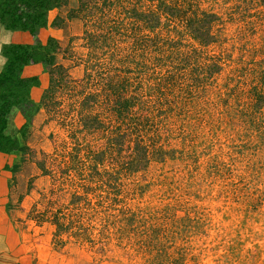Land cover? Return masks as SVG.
Segmentation results:
<instances>
[{"label": "rangeland", "instance_id": "1", "mask_svg": "<svg viewBox=\"0 0 264 264\" xmlns=\"http://www.w3.org/2000/svg\"><path fill=\"white\" fill-rule=\"evenodd\" d=\"M49 13L59 19L51 29H61L50 36L59 45L50 63L63 69L46 105L42 95L31 98L29 134L19 137L28 145L36 118L25 225L36 231L30 242L42 264H206L220 249L189 256V241L209 235L198 219L177 220L168 206L145 219L147 209L130 203L163 183L149 174L164 175L163 166L184 158L197 129L211 123L210 109H223L229 127L255 129L264 143V0H68ZM194 153L195 146L196 164ZM209 168L221 175L216 157ZM239 237L224 250L244 264L248 237Z\"/></svg>", "mask_w": 264, "mask_h": 264}, {"label": "clouds", "instance_id": "2", "mask_svg": "<svg viewBox=\"0 0 264 264\" xmlns=\"http://www.w3.org/2000/svg\"><path fill=\"white\" fill-rule=\"evenodd\" d=\"M208 119L211 123L197 129L198 139L193 145L184 147L183 159L170 161L163 166L164 175H159L156 171L149 174L148 180L155 182L158 179L163 183H155L142 199L131 201L130 206L139 204L141 208L147 209L141 212L145 219L150 214L160 215V210L165 206L175 209L177 220L186 214L189 219H198L209 235L196 236L189 241L192 245L189 256L209 257L210 248L218 246L220 249L211 253L206 264H240L239 260L232 259L224 250L225 245L236 237L237 231H240V239L248 237L240 254L244 264H264V143L255 129L246 125L229 127V116L223 109H210ZM216 125H219V129H216ZM212 131H217L216 137L212 135ZM246 131L249 133L247 137L244 136ZM260 132H264V128ZM201 139L204 143H200ZM217 139L221 141L220 145H216ZM209 143L214 145L210 150ZM243 143H248L249 148L236 152L235 147ZM174 144L180 147L178 141H174ZM251 145L257 147L252 148ZM193 146L194 154L198 157L196 164L189 158ZM213 157H216L220 176L209 168ZM225 168L229 170L227 176L223 174ZM148 180L137 182L147 183ZM233 195L235 199H232ZM258 199L260 204L253 212L251 205ZM24 207L27 209V201ZM246 207L249 208L248 217L243 216ZM217 208L220 209L219 212L215 211ZM224 214H228L231 219L225 222L222 219ZM241 219L247 220V226L242 230ZM29 223L31 226L32 222ZM254 245H259V248ZM110 255L119 256V253L113 251ZM122 264L142 262L122 260Z\"/></svg>", "mask_w": 264, "mask_h": 264}, {"label": "trees", "instance_id": "3", "mask_svg": "<svg viewBox=\"0 0 264 264\" xmlns=\"http://www.w3.org/2000/svg\"><path fill=\"white\" fill-rule=\"evenodd\" d=\"M68 0H0V24L9 31H27L32 44H5L1 48L4 64L0 68V153L9 154L20 146V138L26 139L32 122L36 103L30 97L31 88L37 86V76L23 77L24 66L37 65L50 76L48 86L41 97L46 105L51 96L57 75L62 66L51 65L50 56L58 53L59 45L52 37L43 41L44 31L57 27L59 19L49 20L48 13L56 4ZM13 108L19 110L25 122L19 137L7 132L9 114Z\"/></svg>", "mask_w": 264, "mask_h": 264}, {"label": "crops", "instance_id": "4", "mask_svg": "<svg viewBox=\"0 0 264 264\" xmlns=\"http://www.w3.org/2000/svg\"><path fill=\"white\" fill-rule=\"evenodd\" d=\"M49 14L51 15V10ZM59 31L61 29H46L42 37L43 41L49 36L56 37L55 35ZM32 43L33 38L27 31H9L0 24V65L4 62L1 55L3 45ZM22 76H37L39 83L31 88L30 96L34 101L39 102L43 91L48 87V73L42 72L37 65L29 64L24 66ZM39 110L42 111V108H38L37 111L39 112ZM24 122L25 119L19 110L13 108L9 114L7 132L19 137L20 128ZM36 122L37 119L35 118L33 120L35 129ZM35 129L27 140L28 145H24L25 142L21 141L20 146L15 151L9 154L0 153V264H42V261L45 260L40 257L39 244L30 242L36 231L33 232V235L26 233L29 228L25 225L27 210L24 204L27 201L29 207L32 201L26 195L25 185L26 178L28 179L30 176L29 166L32 165L28 151L29 147H32L36 142L33 141L37 133ZM27 167L28 171L25 170Z\"/></svg>", "mask_w": 264, "mask_h": 264}, {"label": "flooded vegetation", "instance_id": "5", "mask_svg": "<svg viewBox=\"0 0 264 264\" xmlns=\"http://www.w3.org/2000/svg\"><path fill=\"white\" fill-rule=\"evenodd\" d=\"M2 55V54H1ZM3 57V56H2ZM4 64V62L0 65V68H1V66Z\"/></svg>", "mask_w": 264, "mask_h": 264}]
</instances>
